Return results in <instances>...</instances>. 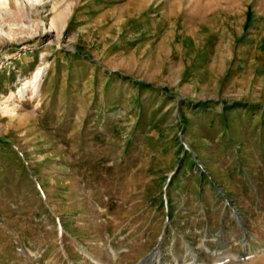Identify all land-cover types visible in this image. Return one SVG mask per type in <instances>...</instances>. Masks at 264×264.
<instances>
[{
	"label": "rangeland",
	"instance_id": "1",
	"mask_svg": "<svg viewBox=\"0 0 264 264\" xmlns=\"http://www.w3.org/2000/svg\"><path fill=\"white\" fill-rule=\"evenodd\" d=\"M9 2L0 264H264V0Z\"/></svg>",
	"mask_w": 264,
	"mask_h": 264
},
{
	"label": "bare ground",
	"instance_id": "2",
	"mask_svg": "<svg viewBox=\"0 0 264 264\" xmlns=\"http://www.w3.org/2000/svg\"><path fill=\"white\" fill-rule=\"evenodd\" d=\"M26 1L29 2V3H31V4H38V3L42 2L43 0H26ZM17 2L20 4L19 6L21 7L20 0H17ZM2 3H4V5H2ZM2 6L9 7L10 6L9 0H0V7H2ZM9 10H11V8ZM66 17L67 16L65 14H63L62 20L64 21L66 19ZM53 27L54 28H57V30H58V27L55 24H54ZM45 71H46V68L45 67H42V66L39 67L38 70L36 71V73L34 74L33 78L28 81V83H27V84H29L28 87L29 88L32 87V89L34 90V92H39L40 91L41 85H42V81H43V77H44V74H45ZM27 90H28V88H27ZM8 111H11V108H9ZM255 255H257V252H252V253H250L248 255V257H246L244 259H251ZM241 260H243V259H241ZM176 264H178V263L176 262Z\"/></svg>",
	"mask_w": 264,
	"mask_h": 264
},
{
	"label": "water",
	"instance_id": "3",
	"mask_svg": "<svg viewBox=\"0 0 264 264\" xmlns=\"http://www.w3.org/2000/svg\"><path fill=\"white\" fill-rule=\"evenodd\" d=\"M158 252H159V250H158ZM155 258H156V257H155V254H153V255H151L150 257H148V258L142 260V262H141L140 264H145V263H147L148 261H151V260H153V259H155Z\"/></svg>",
	"mask_w": 264,
	"mask_h": 264
}]
</instances>
